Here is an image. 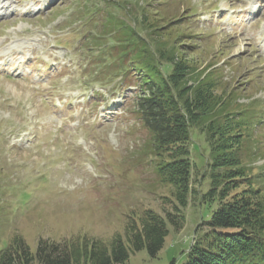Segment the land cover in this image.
Wrapping results in <instances>:
<instances>
[{
  "label": "rangeland",
  "instance_id": "1",
  "mask_svg": "<svg viewBox=\"0 0 264 264\" xmlns=\"http://www.w3.org/2000/svg\"><path fill=\"white\" fill-rule=\"evenodd\" d=\"M126 25L152 50L164 43L208 72L215 100L253 117L232 134L264 188V0H0V248L15 237L31 251L39 242L108 248L127 242L145 211L173 212L134 113L138 74L128 83L117 58L113 36ZM190 133L183 224L167 225L154 258L142 250L126 264H183L206 230L211 157L200 126Z\"/></svg>",
  "mask_w": 264,
  "mask_h": 264
},
{
  "label": "trees",
  "instance_id": "2",
  "mask_svg": "<svg viewBox=\"0 0 264 264\" xmlns=\"http://www.w3.org/2000/svg\"><path fill=\"white\" fill-rule=\"evenodd\" d=\"M126 27L118 37L113 36L117 58L132 71L129 78L138 74L134 113L150 136L153 170L159 182L172 189L173 214L161 217L145 211L138 219L140 225L129 223L127 242L117 238L108 248L69 249L39 242L31 251L15 237L0 248V264H126L131 254L142 250L154 258L168 235L167 225L180 228L183 224L181 211L192 193L189 144L194 126H200L211 157L209 189L202 203L216 202V208L204 222L205 232L190 245L183 264H264V188L250 174L252 168L241 162L240 143L235 140L239 132L232 134L253 117L241 119L245 111L227 110L226 98L215 100L209 93L214 84L207 79L208 72L202 78L203 72L197 74L174 58L172 50H164V43L152 50L135 28ZM162 62L171 66L167 74L160 69ZM189 80L193 84L188 85Z\"/></svg>",
  "mask_w": 264,
  "mask_h": 264
}]
</instances>
